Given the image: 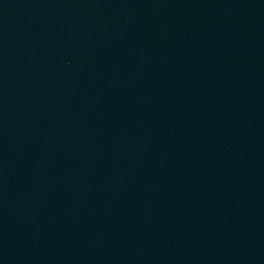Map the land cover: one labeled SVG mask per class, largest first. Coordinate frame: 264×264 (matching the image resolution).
Instances as JSON below:
<instances>
[{
    "label": "water",
    "instance_id": "95a60500",
    "mask_svg": "<svg viewBox=\"0 0 264 264\" xmlns=\"http://www.w3.org/2000/svg\"><path fill=\"white\" fill-rule=\"evenodd\" d=\"M0 264H264V0H0Z\"/></svg>",
    "mask_w": 264,
    "mask_h": 264
}]
</instances>
